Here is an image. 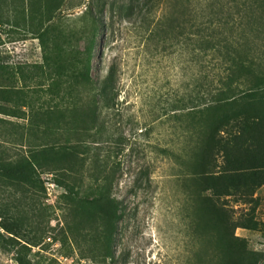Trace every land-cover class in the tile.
Segmentation results:
<instances>
[{
  "label": "trees",
  "instance_id": "obj_1",
  "mask_svg": "<svg viewBox=\"0 0 264 264\" xmlns=\"http://www.w3.org/2000/svg\"><path fill=\"white\" fill-rule=\"evenodd\" d=\"M127 1L29 0L27 25L37 30L44 62L28 74L22 68L7 74L8 84L0 83V115L26 122L0 119V193H15L20 202L0 205V253L16 264H32V251L50 228L49 223L39 228L36 219L44 215L34 211L33 195L46 196L49 184L61 191L58 207L67 210L61 244L74 243L94 264L112 262L122 212L112 195L117 173L109 160L121 149L110 148L106 116L116 106L118 90L112 71L94 82L92 60L106 11L113 21L138 9L154 21L152 40H184L194 56L219 58L223 68L221 78L206 85L207 93L188 99L186 119L194 141L187 169L198 218L194 237L209 242L214 257L196 253L192 264H261L264 255L250 250L247 238L259 232L256 210L237 216L230 200L249 204L264 195V0H231L224 7L221 0H206L204 7L191 0ZM82 7L80 26L64 17ZM44 97L51 101L47 106ZM17 147L25 153L14 152ZM43 174L50 179L44 181ZM86 178L97 194L81 195ZM239 230L247 237L238 236Z\"/></svg>",
  "mask_w": 264,
  "mask_h": 264
},
{
  "label": "rangeland",
  "instance_id": "obj_2",
  "mask_svg": "<svg viewBox=\"0 0 264 264\" xmlns=\"http://www.w3.org/2000/svg\"><path fill=\"white\" fill-rule=\"evenodd\" d=\"M191 1L193 6L207 5L206 0ZM229 1L221 0L222 6ZM85 10L82 7L63 14L80 26L76 19ZM232 16L239 20L233 12ZM158 17L159 13L152 18L156 21ZM103 19L92 60V77L99 83L109 71L114 74L118 98L114 110L106 117L113 138L110 148L121 149L119 155H111L109 160V166L117 173L112 195L122 212L109 264H192L196 253L214 260L209 242L203 245L194 237L198 223L195 187L187 169L194 140L186 115L188 99L197 93H207L208 82L216 83L223 75V68L217 64L219 58L194 56L191 44L184 40L169 39L166 43L152 40L154 21L146 20L138 9L125 20L112 21L109 11ZM36 33L23 23L15 29L0 23V83L8 84L7 74L13 76L20 68L28 74L31 67L43 64L42 46ZM15 86L24 85L15 81ZM48 102L51 101L44 97L45 106ZM0 119L26 124L3 115ZM13 151L25 153L18 147ZM48 178L47 174L42 175L44 181ZM46 187V196L33 195L34 211L44 215L41 221L36 219L39 228L45 230L47 223L50 228L42 245L33 249L32 264H94L82 258L74 243L61 244L67 210L63 205L61 209L58 207L61 191L53 185ZM80 191L86 197L97 194L98 188L86 178ZM18 198L12 192L0 193V205L14 202L20 206ZM230 206L237 216L256 210L259 232L251 238L241 230L236 234L248 238L250 250L264 255V195L260 199L255 196L249 204L230 200ZM0 264L16 263L11 256L0 253Z\"/></svg>",
  "mask_w": 264,
  "mask_h": 264
},
{
  "label": "crops",
  "instance_id": "obj_3",
  "mask_svg": "<svg viewBox=\"0 0 264 264\" xmlns=\"http://www.w3.org/2000/svg\"><path fill=\"white\" fill-rule=\"evenodd\" d=\"M28 2L29 0H0V23L6 24L8 29H15L19 23L27 25ZM40 5L38 1V6Z\"/></svg>",
  "mask_w": 264,
  "mask_h": 264
}]
</instances>
